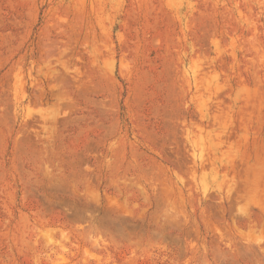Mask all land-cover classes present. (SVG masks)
Instances as JSON below:
<instances>
[{"label": "rangeland", "instance_id": "1", "mask_svg": "<svg viewBox=\"0 0 264 264\" xmlns=\"http://www.w3.org/2000/svg\"><path fill=\"white\" fill-rule=\"evenodd\" d=\"M0 264H264V0H0Z\"/></svg>", "mask_w": 264, "mask_h": 264}, {"label": "bare ground", "instance_id": "2", "mask_svg": "<svg viewBox=\"0 0 264 264\" xmlns=\"http://www.w3.org/2000/svg\"><path fill=\"white\" fill-rule=\"evenodd\" d=\"M240 162V161H239ZM241 165V164H240Z\"/></svg>", "mask_w": 264, "mask_h": 264}]
</instances>
